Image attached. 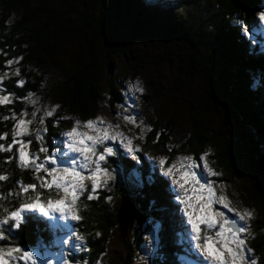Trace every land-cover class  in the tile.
Wrapping results in <instances>:
<instances>
[{
  "label": "trees",
  "instance_id": "trees-1",
  "mask_svg": "<svg viewBox=\"0 0 264 264\" xmlns=\"http://www.w3.org/2000/svg\"><path fill=\"white\" fill-rule=\"evenodd\" d=\"M106 1L78 0L61 8L54 0H0V77L3 78L0 88L5 95L15 94L11 104L0 106V133H8V139L0 143L11 142L14 123L11 119L5 121L4 116H11L13 112L18 116L21 111L31 113L36 109H39L38 117L42 116L45 113L42 104L51 97L63 100L71 114L81 121L95 117L105 94L110 106L122 103V85L111 75L120 58L132 51L140 40L153 35L173 37L174 46L170 50L173 55L166 60L181 55L183 47L189 43V49L188 46L185 49L189 51L195 70L203 75L197 107L189 116V136L171 151L167 149L175 122V117L171 116L163 128L156 122L157 126L144 137L137 161L119 151L111 160L123 168L125 175L138 172L137 182L141 185L134 190L125 189L119 196L121 200L127 195L132 199V207L137 205L138 211L160 223L157 256L160 264H179L178 258L183 255L197 259L199 255L185 239L186 219L177 209L171 183L148 163L144 153H163L173 158L179 151L198 158L212 145L215 150L212 160L227 173L233 175L236 167L251 165L240 141L230 137L222 126L209 132L208 120L218 93L229 102L242 123L256 133L260 143L257 150L264 162V38L258 22L264 0H214L212 9L198 19L190 13L178 17L175 11L155 0H145L146 3L143 0H110L116 10L115 16L110 17L103 13ZM119 26H124L125 31L119 30ZM101 44L103 49H100ZM66 45L73 49L70 66L53 71L46 68V63L55 61ZM9 59L14 61L10 66L7 65ZM187 61L183 63L186 68L189 67ZM17 68L19 76L15 75ZM186 68L173 78L178 89L185 82ZM49 72L58 77H53V81L48 79ZM18 80L26 81L22 88L17 87ZM57 82L60 85H56ZM150 89L153 96L161 94L153 84ZM29 92L33 95L27 100L19 99L27 97ZM38 117L30 126L32 132L40 127ZM27 118L33 119L30 115ZM69 124L68 120L54 116L46 118L44 143L50 151L57 148L60 133ZM22 139L31 140L30 152L38 153L42 145L35 141L34 135ZM14 155L15 149L12 153H0V175L7 178L0 181V219L36 197L44 203L57 199L53 189L40 188L34 168L22 169L16 159L5 162ZM40 159L43 160V154ZM254 175L258 177L257 172ZM29 184H35L36 190L22 192L21 186ZM250 196L256 200L264 222L263 185L252 189ZM105 198L100 195L88 205L86 202L83 206L78 204L81 217L75 226L88 251L83 250L77 259L88 257L90 263L97 261L105 252L111 231L118 227L117 209H110ZM11 223L3 230L0 247L35 248L40 241L55 248L60 228L50 214L45 217L30 211L22 216L18 229L11 228ZM254 243L264 262V234ZM12 264L30 263L13 260ZM123 264H132V259L128 257Z\"/></svg>",
  "mask_w": 264,
  "mask_h": 264
},
{
  "label": "rangeland",
  "instance_id": "rangeland-1",
  "mask_svg": "<svg viewBox=\"0 0 264 264\" xmlns=\"http://www.w3.org/2000/svg\"><path fill=\"white\" fill-rule=\"evenodd\" d=\"M77 1L78 0H54L61 8L64 7L66 3L73 4ZM143 1L146 3L147 0ZM149 1L153 2L154 0ZM155 1L164 3L168 8L175 11L178 17H183L186 13H190L196 17V19L209 12L214 3V0ZM102 7L105 15L110 17L115 16L116 10L110 0L106 1ZM260 28L261 36L264 38V25L260 24ZM121 29L125 31L124 26H119V30ZM174 41L175 39L173 37L153 35L150 38L140 40L132 51L120 58L111 76H116L117 81L122 85L123 102L110 106L106 94L104 93L105 96L100 102L99 111L93 118L94 121L99 119L104 123L102 125L97 124V127H108L109 130L112 131L113 126H115L116 130L121 132L127 139L133 141L134 148L140 150L143 145L144 137L157 126L156 122L159 124V127L163 128L167 122L166 120L171 116L175 117V122L173 123V132L170 136L167 149L171 151L173 147H176L189 136V116L191 111L197 107V98L202 91L201 85L203 75L200 71L195 70L193 67L194 63L189 57V51L185 49V46H188L189 49V43L183 47L181 55L178 57H171L168 60L165 59L173 55L170 54V50H172L174 46ZM100 49H103V44H101ZM72 54L73 49L66 45L63 49V53L56 57L57 59L55 61L46 63L45 67L51 71L59 69L60 67H69ZM102 56L103 54L100 52L101 60ZM162 59H165V61ZM186 59L190 61H187V63H189L188 68L183 64ZM183 68H186V79L181 88L178 89L173 84V78L176 76L177 72ZM50 74L51 75H47V77L52 81L53 77L54 79L58 77V75ZM152 84L161 90L159 96H153L151 94L150 86ZM56 85H60V83L57 82ZM137 87L141 88L142 91H136L135 89ZM104 92H106V88H104ZM55 105H59V108L55 109L53 116L70 122L65 131L70 130L73 125H76L77 121L80 122L78 125L80 131H89L83 127L86 121H81L74 116V114H71L67 108V104L63 100L51 97L42 104L45 112L52 110ZM213 107L208 120L209 132L213 133L222 126L230 137H234L240 141L246 159L249 157L252 158L253 161L260 159L261 153L259 150L253 153L250 152L251 149H256L259 146L258 136L252 128L242 123L240 116L221 94H216ZM125 116L133 117L134 121L125 120ZM62 139L63 137L61 136L57 143V147L62 148ZM108 144L112 146L113 142L109 141ZM117 151L129 156L133 161L138 160V158L134 160L132 154L128 153L123 145L117 142L116 154L108 158L107 162L103 165L112 174L114 179L109 181L106 186H102L91 201L87 199V195L90 192V182H88L87 187L89 191L80 195L75 206L79 217H81V215L78 204L83 206L86 202L88 205V203L94 200L96 201L100 195H105L108 207L110 209H117L123 203L125 197H127V195H123L120 200L119 195L122 194L125 189L134 190V188L141 185L140 181L137 182V179H139L138 172L133 171L131 174L125 175L126 173L122 170L123 168L115 164L114 161L112 162L111 159L117 157ZM205 154L206 161L210 168L218 174L211 178L214 181L217 195H226L231 205L238 211L243 212L245 210H251L253 212V218L248 223V232L246 234L247 247L253 249L254 255L252 258L256 259L258 264H263L261 252L255 247L256 242L254 243V241H257L259 236L264 234V222H262L263 219L259 206L256 200L250 196V192L252 189L263 185L264 176L261 177L257 175L258 177H256L254 175L256 171L250 164L247 167H236L235 174L233 175L227 173L222 167L216 164L214 159L212 160V157L215 155V150L212 145L206 147L199 156ZM188 155L193 156L192 154L180 153L179 151L175 152L173 158L163 153H144L148 163L154 167V169L157 168L161 176H163V174L159 166L160 159H164L168 164H171L182 162V158ZM198 158L196 159L198 160ZM40 175L43 176V173H40ZM163 177L171 183L169 178ZM37 179L39 178L37 177ZM135 180L138 184L134 182ZM171 187L172 193L178 195L175 186L171 185ZM52 189L57 199L62 197L63 194L61 191L55 188ZM214 207L224 211L229 219H236L227 209H220L219 205H214ZM132 208L133 215L129 220L125 235L122 236L120 234L118 227L112 230L105 252L94 263H90L88 257H85L84 260L77 259L79 253L83 250L88 251L87 245H85V241L83 240L79 250L74 247L79 242L75 240L73 233L75 232L81 236L75 226L77 221L62 219L58 212L50 213L51 218L60 228V233H58L59 235L54 243L55 248H49L45 243L40 241H38L35 248H20L22 252H31L33 256L36 257V264H48L49 261H51V264H63L65 259H68L71 264H123L124 260L128 257L132 259V264H160L161 260L158 259L157 256L161 225L149 214L138 211L137 205L133 204ZM26 213L28 212H23L21 216ZM237 223L240 224L242 222L237 220ZM186 227L187 233L185 239H188V245L192 250H195L190 240V227L187 223ZM5 229H7V226H0V233H2L3 236V230ZM214 231L215 230H209L208 234L214 235ZM64 240H68L69 244H64ZM196 253L199 255L197 251ZM178 259L179 264H208L200 255L197 259H192L187 255L180 256ZM14 261H22L19 260V254H17V259ZM25 263L31 264V261Z\"/></svg>",
  "mask_w": 264,
  "mask_h": 264
},
{
  "label": "snow or ice",
  "instance_id": "snow-or-ice-1",
  "mask_svg": "<svg viewBox=\"0 0 264 264\" xmlns=\"http://www.w3.org/2000/svg\"><path fill=\"white\" fill-rule=\"evenodd\" d=\"M258 22L264 25V10L259 11ZM13 62L9 59L7 65L10 66ZM15 75H20L19 68ZM2 80L3 78L0 77V84ZM25 83L26 81L18 80L17 87L22 88ZM135 90L142 91L139 87ZM3 91L0 88V106L11 104V98L15 95L14 93L5 95ZM32 95L29 92L27 97L19 99L27 100ZM32 104L35 105L36 101L33 100ZM57 108L59 105H55L52 110L46 111L39 117V109L31 113L26 110L21 111L18 116L13 112L11 116L3 117L5 121L11 119L14 122L11 142L7 145L0 143V153H12L15 149V155L9 156L5 162L10 163L12 159H16L18 166L22 169L33 166L40 179L41 189L55 188L63 195L59 199H48L46 203L36 197L30 203L20 204L14 211L0 219V226H7L11 221V228L18 229L22 223L21 214L30 211H37L45 217H48L51 212H58L62 219L79 221L80 217L75 206L80 195L89 191L88 182H90V192L87 199L91 201L102 186H106L114 179L103 165L108 158L116 154V143L123 145L126 151L132 154V158L137 159L140 149L134 148L133 141L116 130L115 126L112 131L108 127H97V124L104 123L99 119L96 121L88 119L83 124V127L89 131H80L78 128L80 122L77 121L70 130L60 133L63 137L62 148L57 147L54 151H50L44 143L47 134L46 118L53 117ZM29 115L33 119H28ZM37 117L40 127L32 132L30 126ZM125 120L134 121V118L125 116ZM32 135L35 141L42 145L35 155L30 152L32 141L22 139ZM7 139V132L0 133V141ZM109 141L113 142L112 146H109ZM40 154H43V160L40 159ZM159 166L163 176L169 178L171 185L175 186L178 193L175 196L177 209L182 211L183 217L186 218V223L190 227V240L204 261L208 264H258V261L252 258L254 252L253 249L247 247L246 240L248 223L253 218V212L251 210L238 211L231 205L226 195H217L214 181L211 178L218 174L210 168L206 161V154L200 155L198 160L188 155L182 158V162L171 164L160 159ZM40 173H43V176ZM5 179H7L5 176L0 175V181ZM35 190V184L21 186V191L24 193ZM214 205H219L220 209H227L236 219H229L224 211ZM237 220L242 223L238 224ZM209 230H215L214 235L208 234ZM73 236L79 242L74 247L79 250L83 238L75 232ZM3 239L4 236L0 233V241ZM63 243L69 244V241L64 240ZM17 254H19V260L36 264V257L31 252H22L20 247L13 246L0 247V264H12V261L17 259ZM48 264H51V261ZM63 264H71V262L65 259Z\"/></svg>",
  "mask_w": 264,
  "mask_h": 264
},
{
  "label": "water",
  "instance_id": "water-1",
  "mask_svg": "<svg viewBox=\"0 0 264 264\" xmlns=\"http://www.w3.org/2000/svg\"><path fill=\"white\" fill-rule=\"evenodd\" d=\"M254 151L256 152L257 148ZM248 162L251 163L252 167L256 170L259 176H264V162L262 159H257L253 161V159L249 157ZM29 167L34 168L33 166ZM132 215V199L130 197H126L124 202L117 208L116 211V219L122 236H124L126 233L127 226Z\"/></svg>",
  "mask_w": 264,
  "mask_h": 264
},
{
  "label": "bare ground",
  "instance_id": "bare-ground-1",
  "mask_svg": "<svg viewBox=\"0 0 264 264\" xmlns=\"http://www.w3.org/2000/svg\"><path fill=\"white\" fill-rule=\"evenodd\" d=\"M218 159V158H217Z\"/></svg>",
  "mask_w": 264,
  "mask_h": 264
}]
</instances>
